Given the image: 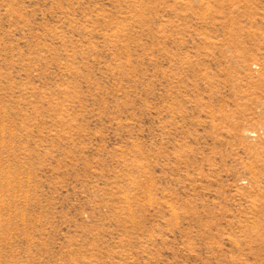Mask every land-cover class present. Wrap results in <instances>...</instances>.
I'll list each match as a JSON object with an SVG mask.
<instances>
[{
  "label": "rangeland",
  "instance_id": "obj_1",
  "mask_svg": "<svg viewBox=\"0 0 264 264\" xmlns=\"http://www.w3.org/2000/svg\"><path fill=\"white\" fill-rule=\"evenodd\" d=\"M0 264H264V0H0Z\"/></svg>",
  "mask_w": 264,
  "mask_h": 264
},
{
  "label": "bare ground",
  "instance_id": "obj_2",
  "mask_svg": "<svg viewBox=\"0 0 264 264\" xmlns=\"http://www.w3.org/2000/svg\"><path fill=\"white\" fill-rule=\"evenodd\" d=\"M250 134V133H249Z\"/></svg>",
  "mask_w": 264,
  "mask_h": 264
}]
</instances>
